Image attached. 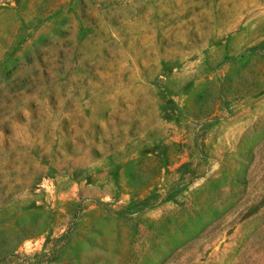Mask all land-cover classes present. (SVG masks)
I'll use <instances>...</instances> for the list:
<instances>
[{
	"label": "rangeland",
	"instance_id": "374dc122",
	"mask_svg": "<svg viewBox=\"0 0 264 264\" xmlns=\"http://www.w3.org/2000/svg\"><path fill=\"white\" fill-rule=\"evenodd\" d=\"M0 264H264V0H0Z\"/></svg>",
	"mask_w": 264,
	"mask_h": 264
}]
</instances>
